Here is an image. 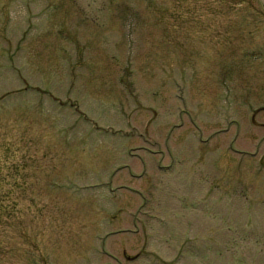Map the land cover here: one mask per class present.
Returning a JSON list of instances; mask_svg holds the SVG:
<instances>
[{"label": "rangeland", "instance_id": "374dc122", "mask_svg": "<svg viewBox=\"0 0 264 264\" xmlns=\"http://www.w3.org/2000/svg\"><path fill=\"white\" fill-rule=\"evenodd\" d=\"M262 109L264 0H0V264H264Z\"/></svg>", "mask_w": 264, "mask_h": 264}, {"label": "flooded vegetation", "instance_id": "af4514ba", "mask_svg": "<svg viewBox=\"0 0 264 264\" xmlns=\"http://www.w3.org/2000/svg\"><path fill=\"white\" fill-rule=\"evenodd\" d=\"M262 110L264 111V109ZM254 116L255 114L251 116V120L254 119ZM227 174L229 175L230 173L228 172ZM229 180H232V178H229ZM197 182L198 183L201 182L203 184L202 178L201 179L198 178ZM226 183L227 185L230 184L229 182H226ZM203 189L204 188H202L200 185H196L195 188H192V187L182 188L181 186V190H174L176 192H179V194L175 193L173 197H175V200H178V203H180L179 206L183 209V213H181L180 217L185 218L183 223L186 226L191 227L193 221L198 220L199 215H196V213L203 214V207L204 208L206 207L208 210L211 209V213H214L215 210H217L215 206H217V204L219 203L216 200H214L215 193H217L216 192L217 186H215L214 188L209 186L207 187L208 190H206L205 192L203 191ZM202 194H205L206 196H201ZM161 195L162 193H159V196L157 197H161ZM211 195H214V196L210 198L209 196ZM159 201L162 206V203H161L162 200H159ZM177 213H178L177 211H174V215H178ZM159 221H160V224H162V220H159ZM142 229L144 231L143 226H142ZM122 231H126V230L122 229ZM117 232H114V233H117ZM133 232H137V230ZM183 235L185 236V238H187L185 233ZM162 237L165 238L166 236L163 235ZM130 259L131 260L134 259L133 256H126V260H130ZM165 264H169V263H165Z\"/></svg>", "mask_w": 264, "mask_h": 264}]
</instances>
